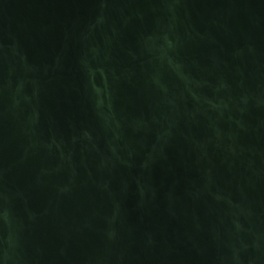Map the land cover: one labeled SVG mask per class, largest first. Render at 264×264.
Here are the masks:
<instances>
[{
  "label": "water",
  "instance_id": "95a60500",
  "mask_svg": "<svg viewBox=\"0 0 264 264\" xmlns=\"http://www.w3.org/2000/svg\"><path fill=\"white\" fill-rule=\"evenodd\" d=\"M0 264H264V0H0Z\"/></svg>",
  "mask_w": 264,
  "mask_h": 264
}]
</instances>
